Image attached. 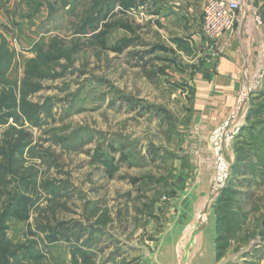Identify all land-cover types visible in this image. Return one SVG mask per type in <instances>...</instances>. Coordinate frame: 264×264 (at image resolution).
Returning <instances> with one entry per match:
<instances>
[{
    "label": "rangeland",
    "instance_id": "obj_1",
    "mask_svg": "<svg viewBox=\"0 0 264 264\" xmlns=\"http://www.w3.org/2000/svg\"><path fill=\"white\" fill-rule=\"evenodd\" d=\"M146 2L126 16L111 11L106 49L96 32L77 31L95 12V0H8L0 8L3 82L16 90L18 104L14 120L0 128V145L9 127L27 134L23 170L35 166L38 183L52 181L59 191L53 200L42 194L27 223L6 221L7 240L30 245L33 255L18 264H150L142 251L154 254L170 226V200L205 172L192 164L198 147L188 134L192 78L206 59L207 41L201 26L192 31L182 18H156L161 1ZM122 38L131 47L112 52ZM40 54L51 62L30 67ZM256 86L254 108L264 103V83ZM232 143L238 162L225 214L224 208L218 214L216 264H264V110ZM60 223L69 242L50 243L49 232L36 228Z\"/></svg>",
    "mask_w": 264,
    "mask_h": 264
},
{
    "label": "trees",
    "instance_id": "obj_2",
    "mask_svg": "<svg viewBox=\"0 0 264 264\" xmlns=\"http://www.w3.org/2000/svg\"><path fill=\"white\" fill-rule=\"evenodd\" d=\"M96 8L95 12L92 13L91 17H86L80 22L77 31L79 33H85L86 31L96 32L95 38L98 41V45L106 49V38L109 30L111 29L109 25H106V21L109 17V14L115 7L119 10V15L126 16L127 14L136 11L140 8L146 6V0H95ZM121 30L125 32L132 33V28L128 23L118 24ZM131 39L122 38L117 41L114 45L111 46L110 50L116 54L122 53L124 50L131 47ZM4 56L0 55V63L3 61ZM51 62V56L47 54H40L38 60L29 62L30 67L36 65L38 62ZM4 67L0 64V128L5 125H8L10 120H14L15 111L17 110L16 103V90L13 87L5 86L3 78L6 71ZM35 69L31 68V73ZM29 76L26 75V80L22 83V94L20 97V110L24 113L25 107L28 103L25 102L26 93V83L29 80ZM6 88H4L3 87ZM3 88V89H2ZM24 89V90H23ZM264 110V103H260L256 108L253 107V97H250L249 108L245 120L244 127L240 132L244 131L246 128V122L249 121L252 115H259ZM27 119V118H26ZM30 123L31 121L27 119ZM15 132V134L12 133ZM239 132V133H240ZM239 136V134H238ZM237 138V137H236ZM28 140L27 134L23 132H16L14 128L9 127L3 134V141L0 145V199L4 197L3 204L0 208V264H18L27 258H33L31 254L30 245H12L5 236L6 226L5 223L9 218H14L19 222L27 223L30 217L32 210L38 205V201L42 194L52 195L51 200L56 199L59 194V191L55 192V185L52 181L38 183L37 174L35 166H29L23 170V165H21L22 156L25 151L29 153L30 151V141ZM235 155L234 164L231 168V179L228 182L227 187L221 193L220 198L213 207L214 217H215V233H214V246H215V255L218 259L219 251L221 248L220 241L218 239V228H219V217L218 214L221 211V208L225 207L226 204V194L229 193L232 188V180L234 176V171L237 166L238 157L237 153L234 150ZM124 159V158H123ZM122 159V160H123ZM105 161V165L108 168H111V164ZM11 187V189H9ZM229 200V199H227ZM225 214V208H224ZM63 223L55 224L53 227L51 225H43L36 227L40 233L49 232L48 236H45V240L50 243H56L58 241L69 242V236L64 237V233L67 230L64 229ZM67 234V233H66ZM47 235V234H45ZM35 235H31L34 237ZM78 240V238H76ZM80 252L78 248L76 250ZM82 252V251H81ZM83 254V253H82ZM86 256V255H85ZM36 259H39L36 257ZM250 264V262H247Z\"/></svg>",
    "mask_w": 264,
    "mask_h": 264
},
{
    "label": "crops",
    "instance_id": "obj_3",
    "mask_svg": "<svg viewBox=\"0 0 264 264\" xmlns=\"http://www.w3.org/2000/svg\"><path fill=\"white\" fill-rule=\"evenodd\" d=\"M160 1L162 4L154 6L158 14L153 16L160 15L167 20L182 18L192 31L200 30L205 0ZM149 9L154 10L152 6ZM7 21L4 19V24L10 28ZM221 47V54L204 61L192 78L196 96L194 127L188 134L189 139L200 141L210 129L221 124L245 90H253V97L260 93L255 87L256 83L259 86L264 83V0H240L234 23L223 35ZM173 200L176 199L170 200V204ZM171 208L170 216L174 213Z\"/></svg>",
    "mask_w": 264,
    "mask_h": 264
},
{
    "label": "water",
    "instance_id": "obj_4",
    "mask_svg": "<svg viewBox=\"0 0 264 264\" xmlns=\"http://www.w3.org/2000/svg\"><path fill=\"white\" fill-rule=\"evenodd\" d=\"M253 90L240 94L218 126L196 141L193 166L201 167L195 184L171 202L170 226L159 237L154 254L143 250L150 264H216L213 207L231 179L234 164L232 140L245 125ZM207 167V168H205Z\"/></svg>",
    "mask_w": 264,
    "mask_h": 264
},
{
    "label": "built area",
    "instance_id": "obj_5",
    "mask_svg": "<svg viewBox=\"0 0 264 264\" xmlns=\"http://www.w3.org/2000/svg\"><path fill=\"white\" fill-rule=\"evenodd\" d=\"M8 0H0V8ZM240 0H205L201 18V33L206 39L205 61L217 58L222 51L223 35L231 29Z\"/></svg>",
    "mask_w": 264,
    "mask_h": 264
}]
</instances>
